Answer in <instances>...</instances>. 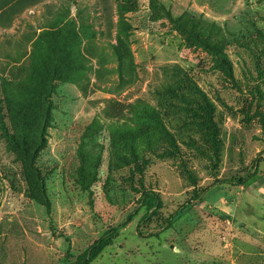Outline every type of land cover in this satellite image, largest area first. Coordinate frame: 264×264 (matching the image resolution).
Wrapping results in <instances>:
<instances>
[{"label": "rangeland", "instance_id": "1", "mask_svg": "<svg viewBox=\"0 0 264 264\" xmlns=\"http://www.w3.org/2000/svg\"><path fill=\"white\" fill-rule=\"evenodd\" d=\"M110 232L90 264H264V0H0V264Z\"/></svg>", "mask_w": 264, "mask_h": 264}, {"label": "trees", "instance_id": "2", "mask_svg": "<svg viewBox=\"0 0 264 264\" xmlns=\"http://www.w3.org/2000/svg\"><path fill=\"white\" fill-rule=\"evenodd\" d=\"M240 182H244V180H240ZM113 238L114 234H112V232L103 235L87 250H85L81 255H79L77 264H90L112 242Z\"/></svg>", "mask_w": 264, "mask_h": 264}]
</instances>
